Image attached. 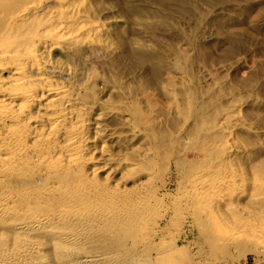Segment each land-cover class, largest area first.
Wrapping results in <instances>:
<instances>
[{"label":"rangeland","instance_id":"rangeland-1","mask_svg":"<svg viewBox=\"0 0 264 264\" xmlns=\"http://www.w3.org/2000/svg\"><path fill=\"white\" fill-rule=\"evenodd\" d=\"M0 129L32 262L264 264V0H0Z\"/></svg>","mask_w":264,"mask_h":264},{"label":"bare ground","instance_id":"bare-ground-1","mask_svg":"<svg viewBox=\"0 0 264 264\" xmlns=\"http://www.w3.org/2000/svg\"><path fill=\"white\" fill-rule=\"evenodd\" d=\"M40 23V22H39ZM64 34V33H63ZM50 35V34H49ZM41 37V36H40ZM43 37V36H42ZM31 57V56H30ZM21 65V64H20ZM10 72H13L12 70ZM15 72V71H14ZM11 74V73H10ZM19 75V74H18ZM10 81V80H9ZM18 86V85H17ZM52 93V92H51ZM51 93L42 91V94L40 93V96H45V98L51 97ZM54 93V92H53ZM57 94V93H55ZM54 94V95H55ZM6 95V94H5ZM7 96V95H6ZM4 97V96H3ZM2 97V99H3ZM39 97V95H38ZM6 98V97H5ZM8 99V98H7ZM26 99V98H25ZM23 99V100H25ZM12 100V99H10ZM8 100V102H10ZM5 102L6 99L4 100ZM21 101V100H20ZM19 101V102H20ZM3 102V101H2ZM11 103V102H10ZM19 106V105H18ZM61 118V117H60ZM3 120V119H2ZM87 120V119H86ZM62 120H58L57 122H60ZM4 125V124H3ZM2 125V126H3ZM4 128V127H3ZM2 128V129H3ZM4 130V129H3ZM1 131V129H0ZM3 132V131H2ZM30 139V138H29ZM32 142V141H31ZM34 150V149H33ZM60 154V153H59ZM7 161V160H6ZM68 187V186H67ZM221 187V186H220ZM64 188V187H63ZM211 188V187H210ZM68 189V188H67ZM64 191V190H62ZM67 191V190H65ZM64 191L63 194H66ZM70 191V189L68 190ZM47 192H42V194H46ZM72 193H76V189L72 191ZM70 194V192L68 193ZM36 196V195H35ZM48 196V195H47ZM65 196V195H64ZM44 197V196H43ZM46 198V197H45ZM7 201V202H6ZM8 200L0 199V226L2 229L0 230V240L1 242H6L11 234L16 235L15 239L19 240L18 242L14 239L13 246L11 248L6 249L5 245L0 244V264H37L34 261L32 262V255L36 252L37 246L34 245V242L30 240V236L34 233H38L43 225L51 224L53 222V217L49 214H27L23 211V214L18 213V211H13L9 206L11 204H7ZM65 204V203H64ZM75 206V205H74ZM73 206V207H74ZM80 206H77L79 209ZM10 208V212L9 209ZM76 208V207H74ZM81 208V207H80ZM111 208V207H110ZM115 208V207H114ZM68 209V208H65ZM64 209V211H65ZM70 209V208H69ZM68 209V210H69ZM73 209V208H71ZM16 210V209H14ZM97 210V209H96ZM77 211V210H76ZM73 210V212H76ZM70 212V211H69ZM68 212V213H69ZM118 212V211H117ZM31 213V212H30ZM67 214V213H66ZM10 215V216H9ZM65 215V213H64ZM73 217L76 214H72ZM50 216V217H49ZM66 216V215H65ZM61 217V216H60ZM11 218V219H10ZM54 224V223H53ZM45 227V226H44ZM66 231V230H64ZM63 231V232H64ZM61 233L57 232V240L62 243L63 246H67V244H70L71 242H75L77 239L76 233ZM11 233V234H10ZM48 233V232H47ZM39 237V236H38ZM45 237V236H44ZM49 238V237H47ZM43 239V238H42ZM35 240V239H33ZM41 240V239H40ZM51 240V239H50ZM38 241V240H37ZM36 241V242H37ZM53 241V240H52ZM7 243V242H6ZM40 243V242H39ZM36 244V243H35ZM66 250V249H65ZM38 252V251H37ZM66 252V251H64ZM68 252V251H67ZM70 261V260H69ZM75 261V260H74ZM67 264V263H66Z\"/></svg>","mask_w":264,"mask_h":264}]
</instances>
